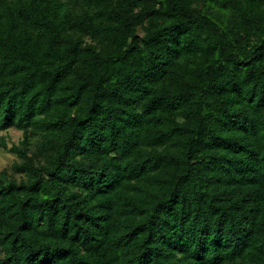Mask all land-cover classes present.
Returning <instances> with one entry per match:
<instances>
[{"label":"trees","instance_id":"16d2710c","mask_svg":"<svg viewBox=\"0 0 264 264\" xmlns=\"http://www.w3.org/2000/svg\"><path fill=\"white\" fill-rule=\"evenodd\" d=\"M11 127L0 264H264V0H0Z\"/></svg>","mask_w":264,"mask_h":264},{"label":"rangeland","instance_id":"374dc122","mask_svg":"<svg viewBox=\"0 0 264 264\" xmlns=\"http://www.w3.org/2000/svg\"><path fill=\"white\" fill-rule=\"evenodd\" d=\"M140 34H143L140 31ZM22 139V130L11 127L8 130L2 131L0 133V173L7 171L9 174L13 173V165L19 158L12 152L9 151L7 147H4V143L11 147L13 144H18ZM19 179L20 176H17Z\"/></svg>","mask_w":264,"mask_h":264}]
</instances>
